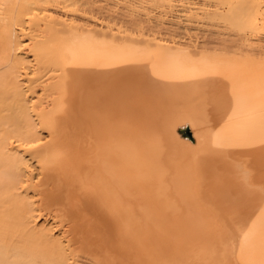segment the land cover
Returning <instances> with one entry per match:
<instances>
[{"label": "bare ground", "instance_id": "bare-ground-1", "mask_svg": "<svg viewBox=\"0 0 264 264\" xmlns=\"http://www.w3.org/2000/svg\"><path fill=\"white\" fill-rule=\"evenodd\" d=\"M264 0H0V264H264Z\"/></svg>", "mask_w": 264, "mask_h": 264}, {"label": "rangeland", "instance_id": "rangeland-1", "mask_svg": "<svg viewBox=\"0 0 264 264\" xmlns=\"http://www.w3.org/2000/svg\"><path fill=\"white\" fill-rule=\"evenodd\" d=\"M262 8H264V4H262Z\"/></svg>", "mask_w": 264, "mask_h": 264}]
</instances>
